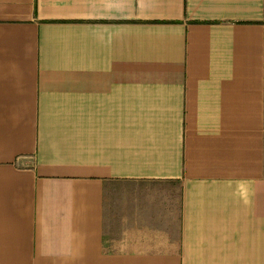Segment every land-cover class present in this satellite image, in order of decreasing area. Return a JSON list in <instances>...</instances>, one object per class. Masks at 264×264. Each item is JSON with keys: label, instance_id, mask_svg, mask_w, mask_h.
Segmentation results:
<instances>
[{"label": "crops", "instance_id": "obj_1", "mask_svg": "<svg viewBox=\"0 0 264 264\" xmlns=\"http://www.w3.org/2000/svg\"><path fill=\"white\" fill-rule=\"evenodd\" d=\"M0 264H264V0H0Z\"/></svg>", "mask_w": 264, "mask_h": 264}]
</instances>
